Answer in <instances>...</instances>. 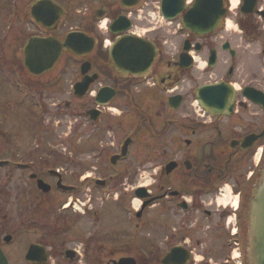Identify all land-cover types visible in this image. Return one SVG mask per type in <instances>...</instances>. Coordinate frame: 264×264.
I'll list each match as a JSON object with an SVG mask.
<instances>
[{"label": "flooded vegetation", "instance_id": "flooded-vegetation-1", "mask_svg": "<svg viewBox=\"0 0 264 264\" xmlns=\"http://www.w3.org/2000/svg\"><path fill=\"white\" fill-rule=\"evenodd\" d=\"M37 1L0 0V264H141L139 243L146 264H248L264 99L247 89L264 92V0H48L65 14L45 7L38 23ZM73 30L93 39L88 54L28 70L29 40ZM124 35L157 47L147 77L113 70ZM250 47L260 76L241 86ZM214 84L236 87L228 107V95L203 104ZM57 128L65 148L51 143Z\"/></svg>", "mask_w": 264, "mask_h": 264}, {"label": "water", "instance_id": "water-1", "mask_svg": "<svg viewBox=\"0 0 264 264\" xmlns=\"http://www.w3.org/2000/svg\"><path fill=\"white\" fill-rule=\"evenodd\" d=\"M45 7L52 10V17L59 19L63 9L51 4L46 0H41L33 6L32 14L37 21H41L40 13ZM49 11V10H48ZM126 29H123V31ZM94 46L93 39L85 36L79 31L70 32L64 40L57 38H33L28 41L24 49L25 64L28 70L38 75L49 68H53L59 62L63 52L70 50L77 56H84L89 53ZM158 58V50L152 42L125 35L118 38L109 50V59L113 70L122 77H145L150 73ZM184 60V57L183 59ZM188 67L189 65H185ZM92 82L89 81L87 86ZM77 88V86H76ZM251 95H257L264 99L262 91L247 89ZM235 89L231 85H207L203 88L204 98L218 101L219 95H228V102L223 103L222 107H228ZM100 95H114L108 88L101 91ZM42 183V182H41ZM245 220L248 227V264H264V163L255 180L252 188L250 199L245 213ZM30 249V255L34 251ZM115 264H137L133 258H122Z\"/></svg>", "mask_w": 264, "mask_h": 264}, {"label": "rangeland", "instance_id": "rangeland-1", "mask_svg": "<svg viewBox=\"0 0 264 264\" xmlns=\"http://www.w3.org/2000/svg\"><path fill=\"white\" fill-rule=\"evenodd\" d=\"M58 1L62 2L63 0H58ZM76 1H77V3H80L79 0H76ZM81 5L82 4H80V6ZM70 23H71V25L76 26L79 24V21L78 20H76V21L71 20ZM3 49L4 48L2 46H0V57L2 56L1 53H2ZM248 51H251L250 52V59L248 60L249 64L246 66H243V67L241 66L239 68V71H238V75L241 76V78L239 77L238 83L241 86H244V85L250 84V83L253 85H257V82H256L258 80L257 77L260 76V65H259L258 51L256 49H254L253 47L252 48L250 47L248 49ZM203 63L204 62L199 63V67L193 68L192 70H190L188 72V74H186V76H185L186 86H185V89H183V92L184 93L186 92V95H192V92L188 93L187 91L189 89H190V91H192L191 87H194V85H195L194 81L188 80V77H191V78H193V80H195L196 77L204 76L203 71L206 68V66H204ZM261 73L264 74V65H263V67H261ZM211 75H213L214 77H215V75H218V76L221 75L220 69L219 68L215 69L214 71H212ZM208 76H210V74H206V77H204V80H206L208 78ZM197 80H198L197 82L203 81L202 79H197ZM0 139H1V137H0ZM65 139H66V134L62 133L60 128L59 129L57 128L56 131L54 132L53 136H52L51 143L53 145H55L56 147L59 145L60 147L65 148V145H66ZM62 144H63V146H62ZM139 182L146 183L147 179L143 178ZM143 251L144 250L141 248L140 243H139L138 253L141 256V264H146V260L144 258L145 254L143 253Z\"/></svg>", "mask_w": 264, "mask_h": 264}, {"label": "bare ground", "instance_id": "bare-ground-1", "mask_svg": "<svg viewBox=\"0 0 264 264\" xmlns=\"http://www.w3.org/2000/svg\"><path fill=\"white\" fill-rule=\"evenodd\" d=\"M204 65V64H203ZM205 66V65H204ZM136 204H137V207H139L140 206V201L139 200H137L136 201Z\"/></svg>", "mask_w": 264, "mask_h": 264}]
</instances>
